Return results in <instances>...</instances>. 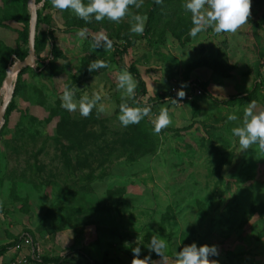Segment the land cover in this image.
<instances>
[{
    "label": "rangeland",
    "instance_id": "obj_1",
    "mask_svg": "<svg viewBox=\"0 0 264 264\" xmlns=\"http://www.w3.org/2000/svg\"><path fill=\"white\" fill-rule=\"evenodd\" d=\"M35 3L36 61L15 77L0 125V246L19 241L0 264H38L45 256L64 257L62 264H129L126 252L138 243L146 264L157 260L144 259L155 252L153 240L170 264L192 243L216 245V264H264V151L243 150L232 135L249 103L264 110V0H252L237 31L205 26L195 37L187 0H163L152 16L155 0H143L119 22L89 23L52 0ZM33 11L31 0H0V109L9 67L18 61L8 60L10 50L29 56ZM136 14L147 16L143 35L130 32ZM104 35L111 50L95 46ZM96 60L108 67L90 71ZM133 66L155 101L149 117L124 127L122 103L147 106L117 89L118 75ZM194 83L208 99L202 110ZM182 85L185 97L169 104L191 101L196 120L172 121L155 134L157 105ZM67 90L77 105L84 97L101 100L83 117L79 107H62ZM210 94L241 100L223 104Z\"/></svg>",
    "mask_w": 264,
    "mask_h": 264
},
{
    "label": "clouds",
    "instance_id": "obj_2",
    "mask_svg": "<svg viewBox=\"0 0 264 264\" xmlns=\"http://www.w3.org/2000/svg\"><path fill=\"white\" fill-rule=\"evenodd\" d=\"M155 2L162 4L163 0H155ZM142 3L143 0H88L87 4L84 0H52L54 8L59 10L71 9L78 18L86 23L91 22L93 18L97 22H101L105 18L113 22H119L130 14L131 6L139 9ZM251 3L252 0H187L185 8L192 13L193 22L198 26L190 31V35L193 37L197 36L205 26L214 27V31L217 33L237 31L247 23L251 11ZM205 8H207V11L201 14ZM132 20L134 22L130 26V32L143 35L147 16L136 14L132 16ZM95 46H103L105 50H111L113 42L104 35L97 38ZM107 67L108 64L105 61L96 60L89 65V70L95 71ZM117 79V89L122 90L129 98H134L137 84L132 74L128 71H122ZM185 87L186 85H182L177 93L178 97H185ZM73 97V91H65L62 96V107L69 112L76 111L79 107L80 115L83 117H88L92 109L96 107L97 102L101 100L99 95H94L92 99L84 97L77 105ZM254 109L255 104L249 103L243 113L242 126L234 127L232 135L238 138V143L243 150L250 149L252 145H258L259 149L264 151V110L256 112ZM100 110L103 109L101 108ZM150 113L151 108L148 106L139 108L122 103L118 119L122 126L128 127L132 124H139L145 117H149ZM238 119L239 117L236 115L228 116V120L231 121ZM171 122L167 111L162 110L158 117L152 120L154 133L159 134ZM139 244L132 248L134 255L132 264H139L141 260L140 253L142 248ZM152 244L154 246L148 248L162 255L161 249L164 245L162 243L157 244L155 240L152 241ZM218 254L219 249L216 245L204 244L198 246L196 243H192L178 251L176 260L178 264H216V261L210 260V257Z\"/></svg>",
    "mask_w": 264,
    "mask_h": 264
},
{
    "label": "trees",
    "instance_id": "obj_3",
    "mask_svg": "<svg viewBox=\"0 0 264 264\" xmlns=\"http://www.w3.org/2000/svg\"><path fill=\"white\" fill-rule=\"evenodd\" d=\"M160 4H157L156 2L154 3V6L152 8V11L150 12L151 16L154 14V11L156 9H158ZM2 23L0 22V25ZM24 37L27 39L28 38V31H26L24 33ZM38 42V37H36V43ZM36 51L38 52V46L36 44ZM53 53H54V50H53ZM25 54L26 53H22L20 51H13V50H10L9 52V55H8V60L11 61V63H13L15 61V59L17 60H24L25 58ZM7 68V66L5 67ZM4 68V69H5ZM130 73L133 74L135 76V78L137 79V87H136V96L139 98V97H148L149 101L150 102H153L154 103V98L153 97H150L148 96V88H147V84L140 72V70L138 68H136L135 66L131 67L129 69ZM201 85V84H200ZM210 98H214L211 94L209 95ZM214 100L218 101V102H221L223 104H230V103H233L235 101H239L241 100V97L240 96H237L235 98H231V99H228V100H219L217 98H214ZM142 103V102H140ZM9 114L10 112H8V109H7V112H6V119L9 117ZM154 128V127H153ZM19 241L17 242H11V243H8L6 245H3V246H0V257L5 255L12 247L16 246L18 244ZM127 254H129L133 259H134V255L131 253V252H126ZM163 254L162 255H159L157 254L156 252H152L151 256L148 257V260H155V259H159V258H162ZM36 263L38 264H62L64 263V257H41L39 259H35ZM94 263H96L95 260H92ZM142 261L140 260L139 261V264H141Z\"/></svg>",
    "mask_w": 264,
    "mask_h": 264
},
{
    "label": "water",
    "instance_id": "obj_4",
    "mask_svg": "<svg viewBox=\"0 0 264 264\" xmlns=\"http://www.w3.org/2000/svg\"><path fill=\"white\" fill-rule=\"evenodd\" d=\"M33 4V24L31 28L30 33V52L29 56L25 60H18L17 63L14 66H10L8 70V77H7V87L9 89V95L5 99V101L2 103V107L0 109V125L4 122L6 112L8 109L9 104L12 101V98L14 96V74L15 77H17V74L22 71V69L31 67L35 64L36 57H37V51H36V32H37V21H38V9L37 5L35 3V0H31Z\"/></svg>",
    "mask_w": 264,
    "mask_h": 264
},
{
    "label": "crops",
    "instance_id": "obj_5",
    "mask_svg": "<svg viewBox=\"0 0 264 264\" xmlns=\"http://www.w3.org/2000/svg\"><path fill=\"white\" fill-rule=\"evenodd\" d=\"M136 81V84H137V79L135 80ZM148 88V87H147ZM162 88L158 87L157 89V95H161L162 94ZM155 95V93H154ZM163 95V94H162ZM196 98L198 99V103H199V106H200V109L202 110L204 108V105L207 102V98H204L202 99L201 96L197 97ZM163 102V100H162ZM159 102L157 101V104ZM210 103V102H209ZM162 110H166L171 121H177L179 125H175L173 127H178V126H181L182 124H188L191 120H196L195 117H196V112L193 108V103L191 101H185L183 102L182 104L180 103L179 106H174V105H170L169 103H166V104H158L157 105V113L159 114V112H161ZM158 117V115H157ZM172 127V125L170 124L169 126L167 127ZM129 264H132V263H129ZM143 264V263H141ZM145 264V263H144ZM146 264H170L169 262L166 263V260L164 259V261H162V258H159L155 261H152L150 263H146Z\"/></svg>",
    "mask_w": 264,
    "mask_h": 264
},
{
    "label": "built area",
    "instance_id": "obj_6",
    "mask_svg": "<svg viewBox=\"0 0 264 264\" xmlns=\"http://www.w3.org/2000/svg\"><path fill=\"white\" fill-rule=\"evenodd\" d=\"M192 88H193V95H194V97H196V96L199 97V96H203L204 95V90L202 89V87L200 86V84L194 83ZM178 91L179 90L176 87L172 88V90L170 91L169 96H167L165 98L166 101H168V103H169L170 101H173L174 99L179 98L178 95H177ZM189 97L192 98L193 96L190 95ZM139 101L142 102L143 104H146L147 106H150V105L153 104V102H150L149 101L148 97H145V98L144 97H139Z\"/></svg>",
    "mask_w": 264,
    "mask_h": 264
},
{
    "label": "bare ground",
    "instance_id": "obj_7",
    "mask_svg": "<svg viewBox=\"0 0 264 264\" xmlns=\"http://www.w3.org/2000/svg\"><path fill=\"white\" fill-rule=\"evenodd\" d=\"M13 78L15 79V74H14Z\"/></svg>",
    "mask_w": 264,
    "mask_h": 264
}]
</instances>
